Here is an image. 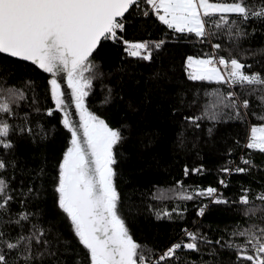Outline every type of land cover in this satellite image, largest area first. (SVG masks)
Returning <instances> with one entry per match:
<instances>
[{
	"label": "snow or ice",
	"instance_id": "6c2138e0",
	"mask_svg": "<svg viewBox=\"0 0 264 264\" xmlns=\"http://www.w3.org/2000/svg\"><path fill=\"white\" fill-rule=\"evenodd\" d=\"M138 20L158 38L129 39ZM176 44L199 51L164 68ZM128 81L143 89L141 103L155 100L180 123L173 160L202 158L205 146L219 157L214 184L185 182L211 174L203 163L150 188L125 173L133 126L126 115L114 124L113 113L138 111ZM257 153L264 0H0V264H264ZM152 160L169 174L174 167ZM214 211L239 219L205 223ZM142 215L172 234L138 242L130 221Z\"/></svg>",
	"mask_w": 264,
	"mask_h": 264
},
{
	"label": "trees",
	"instance_id": "16d2710c",
	"mask_svg": "<svg viewBox=\"0 0 264 264\" xmlns=\"http://www.w3.org/2000/svg\"><path fill=\"white\" fill-rule=\"evenodd\" d=\"M154 19V18H153ZM140 21L136 24L130 25L127 28L129 39L139 38H158L159 33H156L151 25L147 26V31L144 27L139 26ZM162 27V26H161ZM149 31L151 36H149ZM199 48H193L190 44H176L168 47L167 59L164 61V68L168 67L169 62L174 61L177 69L180 68L181 60L184 53L196 54ZM109 60L115 62L117 56L112 52ZM159 65H152L151 67H142L137 73L138 78H145L151 71ZM97 93L99 88L96 89ZM143 94V89L139 91L136 89L132 81H128L126 85V99L137 105L138 111L125 112L123 106L118 111L113 113V123L115 124L122 116H127L128 122L133 126V136L124 145V151L129 156V160L125 164V173L131 172V179L134 183H139L144 188H150L153 183L164 184L172 183L174 179H184L182 176L183 164L187 163L189 166H196L200 163L206 165L207 168L212 169L211 174H206L203 177H192L185 180L186 183L193 182L201 183L207 186L210 183L214 184L216 174L214 169L219 162V157L216 154L210 153L205 146L203 157H197L195 154H179L175 160L172 159L171 146L175 140L177 133L180 131V123L170 117L168 109L164 105H159L155 100L150 102H140V97ZM93 103L90 105L94 109L97 107L95 97L92 98ZM143 143L148 145L147 149H142L139 143L140 139ZM149 140L153 142L149 144ZM239 153H237V156ZM153 156L161 157L164 162L174 165L170 169V174L163 170H157L155 163L152 160ZM257 163L264 160V155L255 154ZM237 177L232 178L233 184L237 183ZM124 187V185H121ZM235 189H230L229 194ZM50 203V202H49ZM194 213L189 215V223ZM239 219V217L229 216L227 213L213 212L205 217V223L209 221L215 223H225ZM131 230L134 238L138 242H145L160 244L163 243L167 236L172 234V225L167 222H156L151 217L139 216L135 222L130 221Z\"/></svg>",
	"mask_w": 264,
	"mask_h": 264
},
{
	"label": "water",
	"instance_id": "95a60500",
	"mask_svg": "<svg viewBox=\"0 0 264 264\" xmlns=\"http://www.w3.org/2000/svg\"><path fill=\"white\" fill-rule=\"evenodd\" d=\"M63 87V91L65 93V99L66 102L68 103V107H69V111H71L73 113V119L76 123L79 122V118L77 116H75V108L74 106L71 104V90L67 88V84L66 82L62 85Z\"/></svg>",
	"mask_w": 264,
	"mask_h": 264
}]
</instances>
